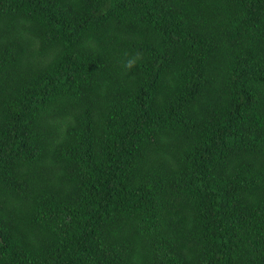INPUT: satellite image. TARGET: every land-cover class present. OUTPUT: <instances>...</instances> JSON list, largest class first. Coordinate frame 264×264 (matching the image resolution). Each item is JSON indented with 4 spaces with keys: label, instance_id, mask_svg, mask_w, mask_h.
<instances>
[{
    "label": "trees",
    "instance_id": "1",
    "mask_svg": "<svg viewBox=\"0 0 264 264\" xmlns=\"http://www.w3.org/2000/svg\"><path fill=\"white\" fill-rule=\"evenodd\" d=\"M0 264H264V0H0Z\"/></svg>",
    "mask_w": 264,
    "mask_h": 264
},
{
    "label": "clouds",
    "instance_id": "2",
    "mask_svg": "<svg viewBox=\"0 0 264 264\" xmlns=\"http://www.w3.org/2000/svg\"><path fill=\"white\" fill-rule=\"evenodd\" d=\"M132 63H134L133 61H129L128 62V66L131 67Z\"/></svg>",
    "mask_w": 264,
    "mask_h": 264
}]
</instances>
